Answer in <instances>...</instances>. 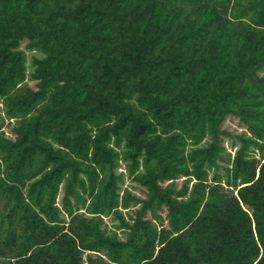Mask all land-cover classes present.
Listing matches in <instances>:
<instances>
[{
    "label": "trees",
    "instance_id": "trees-1",
    "mask_svg": "<svg viewBox=\"0 0 264 264\" xmlns=\"http://www.w3.org/2000/svg\"><path fill=\"white\" fill-rule=\"evenodd\" d=\"M0 113V264H264V0H0Z\"/></svg>",
    "mask_w": 264,
    "mask_h": 264
},
{
    "label": "rangeland",
    "instance_id": "rangeland-1",
    "mask_svg": "<svg viewBox=\"0 0 264 264\" xmlns=\"http://www.w3.org/2000/svg\"><path fill=\"white\" fill-rule=\"evenodd\" d=\"M31 84V83H30ZM0 117H1V113H0ZM9 122V120H4V127L3 129L5 130V132L10 135V127L7 125V123ZM224 129L232 132V133H240L242 131H244L245 129L242 127V125L238 122V120L236 118H233L231 116L227 117L226 120L223 123L222 126ZM224 145L227 148L228 151H230V153L232 154L234 149L231 148V143L228 139H224ZM123 166L121 165V168H119V170H122ZM180 183V180L179 182ZM124 186H127L133 193L139 195L140 197H144V193L142 188L138 187L136 184L131 183L129 180H126L124 183ZM61 194L58 197L57 203H59V198H60ZM162 215H164V213H162ZM105 222L107 224H110V220L108 218H105Z\"/></svg>",
    "mask_w": 264,
    "mask_h": 264
}]
</instances>
